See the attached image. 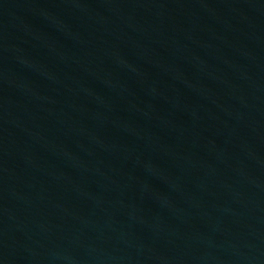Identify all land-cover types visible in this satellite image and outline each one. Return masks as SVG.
<instances>
[{
	"label": "water",
	"instance_id": "water-1",
	"mask_svg": "<svg viewBox=\"0 0 264 264\" xmlns=\"http://www.w3.org/2000/svg\"><path fill=\"white\" fill-rule=\"evenodd\" d=\"M0 245L264 264V0H0Z\"/></svg>",
	"mask_w": 264,
	"mask_h": 264
}]
</instances>
